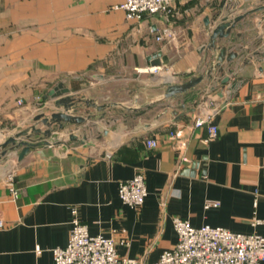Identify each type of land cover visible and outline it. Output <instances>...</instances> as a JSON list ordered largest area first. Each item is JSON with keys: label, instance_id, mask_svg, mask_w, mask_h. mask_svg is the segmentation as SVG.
<instances>
[{"label": "crops", "instance_id": "obj_1", "mask_svg": "<svg viewBox=\"0 0 264 264\" xmlns=\"http://www.w3.org/2000/svg\"><path fill=\"white\" fill-rule=\"evenodd\" d=\"M122 1L0 0V145L39 129H29L37 146L22 160L21 147H0V264H53L52 249L67 243L72 209L90 235L112 238L120 256L147 262L175 245L174 217L264 237V10L217 39L237 53L231 61L215 66L217 51L207 47L223 17L264 0H178L172 15L140 19L114 7ZM164 29L171 39L156 40ZM158 52V71H146ZM200 74L190 90L165 96ZM203 94L220 104L212 140L204 126H193ZM65 97L78 105L70 112L91 117L62 129L35 118L64 111L56 101ZM116 100L121 105H109ZM170 131H180L182 151ZM87 134L107 138L106 152L89 156ZM147 137L157 145L148 148ZM180 154L188 160L177 167ZM138 171L146 195L131 208L118 183Z\"/></svg>", "mask_w": 264, "mask_h": 264}, {"label": "built area", "instance_id": "obj_2", "mask_svg": "<svg viewBox=\"0 0 264 264\" xmlns=\"http://www.w3.org/2000/svg\"><path fill=\"white\" fill-rule=\"evenodd\" d=\"M178 0H123L115 8L122 9L127 18L140 19L145 14L161 13L168 17L175 11ZM172 33L164 29L156 35V40H170ZM146 71L156 72L157 66ZM20 102V101H19ZM264 104V101H263ZM193 120L194 127L204 126L206 139L212 140L217 136V126L212 122L214 115L219 111L220 104L203 94L197 103ZM169 138L174 148L182 151L185 142L180 131H170ZM148 148L155 147L154 137L145 139ZM188 159L180 154L177 167ZM13 164V163H12ZM11 182V172L8 175ZM16 195L15 189L10 188ZM118 195L121 201L131 208H139L146 195L143 173L138 171L132 178L121 180L118 183ZM73 218L66 245L52 249L53 264H263L264 237L257 233H238L224 227L202 225L193 227L190 223L174 217L173 227L177 233V240L171 249L162 251L157 260L147 262L140 258L120 256L115 249L112 238L101 235H90L85 224ZM258 222V220H255ZM3 222L0 219V227ZM39 250V249H38ZM37 250V251H38Z\"/></svg>", "mask_w": 264, "mask_h": 264}, {"label": "water", "instance_id": "obj_3", "mask_svg": "<svg viewBox=\"0 0 264 264\" xmlns=\"http://www.w3.org/2000/svg\"><path fill=\"white\" fill-rule=\"evenodd\" d=\"M262 10H264V5L249 9V10L245 11L244 13L236 15L231 20H228L227 17H223L221 19V22L218 23L217 25H215L211 29L207 47L216 49V51H217L216 56H215L217 59L215 66H221L223 58H225L226 61H231L233 58H235L237 56V53L235 51H226V48L224 46H218L217 45V39L227 37L229 35L230 31L236 27V24L241 19L246 17L247 15L254 13V12H257V11H262ZM205 22H207V19H205ZM160 56H161V52H158V53L153 54L151 57H149L151 66H159L160 65V59H159ZM202 79H203V75L200 74V75H196V76L191 77L190 79H188L187 81H185L183 83L171 85L168 88L167 92L165 93V96L171 97L173 95L186 92V91L190 90L192 87H194L195 85H197ZM54 92H57L56 94H58L60 91H57V87H56V89H54V91H50V95L54 96L53 95V94H55ZM61 92H63V93L68 92V89L67 88L61 89ZM56 102H57V104H63L64 105V111L53 112L47 117H43L41 114H38L35 118L36 119L41 118L42 122L46 123L49 126L52 123H57V127L59 129H62L64 127L63 122L80 123V122L84 121L85 118L91 117V114H88V115H86V117H84L83 115L74 114V111L70 112L69 109L71 107L76 108L78 106L77 103L74 102V99L71 97L61 98V99H58ZM84 102L88 106H92V107L97 108V109H102V108L106 107V104L105 105L104 104L103 105H96L95 103L90 102L89 100H84ZM117 104L120 105V103H116V102H112L109 105H117ZM29 129H32V131H39V129L35 128L34 126H31L28 129H24V130L16 133L15 135L8 137L0 145V147H5L9 143H12L14 145V147H16V148L21 147L17 158H18V160H22L29 152L34 150L35 147L37 146V144L33 143L32 139L30 138L31 135L29 134ZM50 130L51 129L44 131V134L49 135L51 132ZM21 136H24V137L27 136V139L26 140L20 139ZM5 152H6V149L4 148L1 151V155L5 156Z\"/></svg>", "mask_w": 264, "mask_h": 264}, {"label": "rangeland", "instance_id": "obj_4", "mask_svg": "<svg viewBox=\"0 0 264 264\" xmlns=\"http://www.w3.org/2000/svg\"><path fill=\"white\" fill-rule=\"evenodd\" d=\"M130 87L132 88L133 86H130ZM134 88H136V87H134ZM114 95L118 99L119 98H125L127 96L126 94H123L121 92H116V93L114 92ZM128 101L130 102L129 99L127 100V102ZM112 102L120 103L121 100H119V101L116 100V101H112ZM120 105H121V103H120ZM85 140L87 141V145L85 147L89 150V153H88L89 156L101 155L104 152H106V150L108 149V146H109V142H108L109 140L107 138H105V137H101V136L100 137H96L95 135H88L87 134V137L85 138ZM50 144L52 145V143H50ZM6 159H9V158L6 156ZM8 162H10V161L7 160V163ZM10 164H12V162H10ZM9 173L7 175H9Z\"/></svg>", "mask_w": 264, "mask_h": 264}]
</instances>
